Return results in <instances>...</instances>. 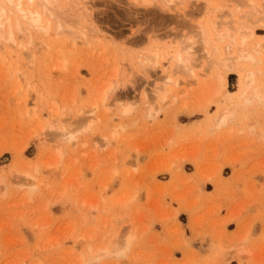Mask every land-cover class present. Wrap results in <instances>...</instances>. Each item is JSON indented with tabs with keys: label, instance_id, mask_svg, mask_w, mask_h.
<instances>
[{
	"label": "rangeland",
	"instance_id": "1",
	"mask_svg": "<svg viewBox=\"0 0 264 264\" xmlns=\"http://www.w3.org/2000/svg\"><path fill=\"white\" fill-rule=\"evenodd\" d=\"M133 1L88 3L94 23H85L107 32L105 40L74 48L66 32L51 31V49L41 47L32 61L0 43V264H264V104L244 107L239 72L229 70L225 98L201 110L217 71L194 27L210 17L223 21L219 28L237 26L251 14L244 23L264 52V0H254L260 8L243 0H176L168 11L159 0ZM192 31L201 41L196 80L171 58L194 42ZM155 50L173 77L166 86L161 67L140 65ZM64 58L67 66L56 67ZM206 63L213 70L207 64L205 72ZM117 67L110 110L101 105L105 110L98 106L91 116ZM128 102L134 110L124 115ZM222 104L240 120L217 125ZM51 115L72 127L82 115L90 120L85 126L92 123L73 144L57 135ZM126 235L122 255L105 252Z\"/></svg>",
	"mask_w": 264,
	"mask_h": 264
},
{
	"label": "bare ground",
	"instance_id": "2",
	"mask_svg": "<svg viewBox=\"0 0 264 264\" xmlns=\"http://www.w3.org/2000/svg\"><path fill=\"white\" fill-rule=\"evenodd\" d=\"M88 1L89 0H0V43L11 46V47L16 46L17 49L20 48V50H22V54L24 53L25 55H27V57L30 58V61H32L31 59L36 58L34 56L37 54V52L40 51L41 47L42 48L44 47L46 49L48 47L50 48L51 42L49 43L47 40L51 35V31H54L56 33V36H58V37L60 34H63L66 32V35H69V37L73 39L70 41V43H71V47L73 46L74 48L78 44H80V45L81 44H84V45L90 44L93 39L105 40L107 38V34H106L107 32H101L100 30L92 28L89 26V24L85 23L86 21L89 23H94V17L92 16L94 5H93V7H92L93 9H92L90 7V6H92V4L90 3L91 5L90 4L88 5V3L91 2V0L89 2ZM136 1H141L145 4H152V3L156 2L157 0H135V1H133V3ZM159 1L162 3V6H164V8L161 6V10L163 9L162 11H165V10L168 11L170 9L169 4L175 3L176 0H159ZM255 1L254 0H243V2H241V1L240 2L243 4L248 2V3H246L248 5V7H249V4L251 6L253 5V8H256V7L260 8L261 7L262 9L261 8L258 9V14H262V12L264 10L263 9L264 6H261L259 4V1L258 2H255ZM254 3H257V5L259 4L260 7H259V5L257 6ZM243 4H241L240 7L244 8V6L246 4L245 5H243ZM262 4H264V3H262ZM226 5H228V4H226ZM249 11L250 10L247 11L248 14L253 12V11L252 12H249ZM166 13H168V12H166ZM221 13H222V11H221ZM254 15L255 14H253V16ZM256 15H255V17H257ZM262 16H263V14H262ZM262 16L260 15V17H261L260 18L258 15V18L260 19V20L259 19L258 20H259V22H262V24H263L264 23V16L263 17ZM251 17H252V15L250 14V16H248L246 18L250 20ZM215 18L216 17H214V18L210 17L212 22H211V20H208V19L206 21H203L200 19L198 21H196V23L194 24V27L195 26L198 27V30L196 33L198 34L197 36H200V39L202 40V42L199 40V38L197 40L196 33L194 31H192L196 37L195 40H193L194 42H192V41H190V39L186 38V39H188V41H187L188 44H186V42L183 45L181 44L180 48L175 50V52H173V54L171 56V58L175 59V63H176L175 67L177 65V67H180L178 69L182 70L183 73L185 72L188 74V72H189V75L194 77V75H192V74H194L195 69H196L195 67H197V65L195 66V64H196L195 60H196V62H198L197 59L199 58L198 56H195V54L196 55H197V53L199 54L198 49H196V47L198 44L197 41H200L203 45H205L206 50H207V52H205V48H204V52L206 53L204 55V57L208 58V59H206V61L209 62V60H210L209 58H211L210 62H213V63H211V65L212 64H213V66L215 65L214 67L216 68V70L215 69L214 70L217 71L215 73H213L211 71L213 73V75L215 74V76H213L214 79L212 78L213 80L211 79V82L208 81V84L211 83L210 85L213 86L212 88L210 85L208 86V88L211 89V90L209 89L210 92L207 90V92L211 95H209V97L206 100L204 98L205 104H203V107L201 110L206 112L211 104L218 103L219 100L226 95V93L228 91L227 72L229 70H231V71L236 70L239 72L240 79H241V85H242L240 88L241 91H240L239 95L242 97L243 105H244V103H247L246 105L248 106V104L250 105V104L254 103L255 101L259 102L258 105H261L260 103L264 104V52H263V49H261L262 44L260 42L253 41V39L255 38L254 37L255 33H254L253 29H251V30L249 29L250 24L248 25L249 22H248V20L246 21V18L242 22L243 23L248 22V23L243 24L239 20V22L236 23L237 26L236 25L230 26L232 23L229 22L230 21L229 20L228 22L230 23V25H227V27H223V28H219V27H221L223 21L221 20L222 21L221 22ZM241 20H243V19H241ZM258 20H256V21H258ZM214 22L217 25L219 24V26H217ZM218 22H221V23H218ZM251 23H252V21H251ZM251 27L252 26L250 25V28ZM35 33H36V36L37 35H40V36L36 37ZM46 38H47V40H46ZM186 39L184 36V38L181 40V42H183L184 40L186 41ZM191 39H194L193 36ZM214 39H217L219 41L224 42V44H223L224 46H222L224 48H221L220 45H215V44L212 45V41ZM25 40H27V43L25 42ZM258 41H260V40H258ZM29 44H30V46H29ZM194 45H196V46L194 47ZM203 45L200 46L199 49L202 47V50H203V47H204ZM198 46H199V44H198ZM44 48H43V50H44ZM192 48L193 49L195 48V50H193ZM24 49H26V52L24 51ZM27 49H28V51H27ZM43 50H41V51H43ZM223 50H225V51L223 52ZM200 51H201V49H200ZM63 52L64 51L62 50V53H61L62 56H63ZM68 52H70V51H68ZM223 53L225 56L222 57ZM207 54H208V56H207ZM65 55L66 54L64 53V56ZM142 57L143 58L140 60V63H141L140 65H142V66L144 65L143 68L146 69L145 71H148L147 70L148 68H146V67L151 68V70L154 68L156 69L158 67H161V70L163 71V73L166 72L164 75L165 80H163V82L167 80L165 82V86L167 85L166 83H168V82L170 83V81H172V78H173L171 76L172 74L170 72H168L169 70H166L165 68H163V65L161 64L162 55L160 54L159 50H155L154 52H151V53L149 52L148 54H146ZM200 58H201V56H200ZM66 61H67V58H66V60H65V58L60 60L56 64V67L57 66H58V68L61 67V69L65 68L67 66ZM209 63H206V65L204 66V70H206L205 72H207V69H205L207 64H208V66H207L208 68H209V66L211 67V65H209ZM213 66L211 67L212 70H213ZM117 69H118V67L114 68V70L112 71V74H111L112 76H110V79H108V81L103 82L102 86L100 87V90L98 92V98H96L97 101L95 100L96 102L95 101L93 102L95 105L92 104L93 108L91 107V109L88 110V112H89V114H91V116H92V113L94 110H98V109H96L98 106H100V108L102 106L103 107L105 106L104 108L107 109V107H108L107 105L108 104L110 105V103H112L110 101H109L110 103L108 102V98L112 96L114 89L119 86L118 85L119 83L115 82V77L117 76V73H118ZM182 71H181V73H182ZM190 72H191V74H190ZM196 72H195V74H196ZM211 72L209 74L210 77L212 75ZM79 73H80L79 69H77V74H79ZM205 74L206 73H203V75H205ZM184 75H183V77H184ZM199 75H201V74H199ZM210 77H209V80H210ZM196 79H197V77L195 78V80ZM160 80H162V79H160ZM173 80H175V79H173ZM173 82H175V84H179L177 82H180V80L176 79ZM163 85H164V83H163ZM158 86H159V84H158ZM20 87H21V85H19V89H20ZM161 87L160 86L157 88L154 87L155 90H152V91L156 92V89H161ZM169 87H171V86H169ZM206 87H207V85H206ZM169 90H171V89H169ZM152 91H151V93H153ZM168 93L169 92H166V94H168ZM155 97H157V95ZM164 97H167V96L165 94L163 96H161V99H163V101H164ZM113 100H118V97L116 96L115 98H113ZM147 103H149V102H147ZM131 104L132 103L129 104V102H128L127 105L126 104H125V106H123L124 104L122 105V107H123L122 113L124 115H125V113L126 114H128V113L132 114L131 110H134V109H131V107L133 108L134 104L133 105H131ZM232 104L235 106V104L233 102H232ZM246 105H244V107H247ZM252 109H254V107ZM263 109H264V107H263ZM108 110H110V109L108 108L107 111ZM150 110H151V108L149 109V112H150ZM58 111H59V109H58ZM152 111H153V108H152ZM88 112L84 111V114H83V111H82L81 114L86 116V113H88ZM75 113H77V112H75ZM56 114L57 115L53 114L54 117H56V119L60 121L61 120L60 119L61 118L60 113H56ZM68 114H69V112H68ZM235 114H236V112L231 108V105L229 106L228 104H222V105H219V107L216 111V116L214 114V116H215L214 119H216V120H214V119H212V120L216 121V124L218 123L217 125H219V126L227 125L230 123V121H233V118L235 119L237 117V116L234 117ZM83 115L81 116L80 120L77 118L78 119L77 120V126L73 125L75 127L71 126L72 125L71 122H69L70 124L68 123V125H66L67 121H66V124H64V125L60 122V124H61L60 125L57 123V120L51 115V117L53 119H55L54 120L55 123L50 122L51 123L50 125L53 128L55 127L57 131H59L57 133V135H61L62 137L61 136L60 137L62 139L68 140L70 142L71 141L73 142V140H74L73 144H75V141H76V138L78 135L77 133H79V131L81 129H84V130L87 129L89 127V125L92 123V122L91 123L89 122L90 120H89L88 116L84 117ZM64 117L65 116L63 115V118ZM87 118L89 120L88 123H90V124H87V126H85L86 124H84V122L85 121L87 122ZM237 118H238V120H240L239 116ZM81 124H84L83 127L81 126ZM254 124L255 125L251 124V127H256L257 124H259V123H257V124L254 123ZM45 127H46L45 123L44 124L42 123L40 125V128L42 130L45 129ZM114 129L116 130V128H114ZM113 132L115 135H117V133H115V132H118V131H113ZM115 135H113V136H115ZM29 185H31L32 188H33V186L35 187V181H34V183L29 182ZM127 234L129 235V233H127ZM128 235H126L127 237L123 236L124 240H126L123 244H122V242L121 243L117 242L111 251L106 246L104 248L105 252L108 253V252L113 251L117 255H120V254L122 255L124 253L125 249L128 248L129 243H130L131 237L128 238L129 237Z\"/></svg>",
	"mask_w": 264,
	"mask_h": 264
},
{
	"label": "crops",
	"instance_id": "3",
	"mask_svg": "<svg viewBox=\"0 0 264 264\" xmlns=\"http://www.w3.org/2000/svg\"><path fill=\"white\" fill-rule=\"evenodd\" d=\"M230 230H232V229H230Z\"/></svg>",
	"mask_w": 264,
	"mask_h": 264
}]
</instances>
